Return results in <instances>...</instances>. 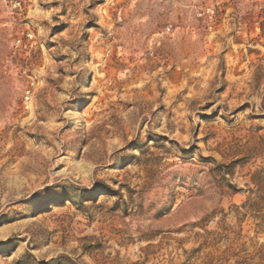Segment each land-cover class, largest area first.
Returning <instances> with one entry per match:
<instances>
[{
	"label": "rangeland",
	"instance_id": "rangeland-1",
	"mask_svg": "<svg viewBox=\"0 0 264 264\" xmlns=\"http://www.w3.org/2000/svg\"><path fill=\"white\" fill-rule=\"evenodd\" d=\"M0 264H264V0H0Z\"/></svg>",
	"mask_w": 264,
	"mask_h": 264
}]
</instances>
